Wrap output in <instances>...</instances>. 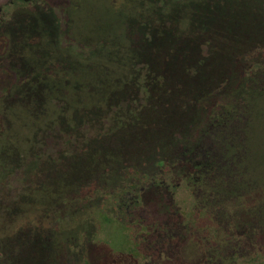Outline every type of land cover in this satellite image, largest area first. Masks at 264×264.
<instances>
[{
    "label": "rangeland",
    "instance_id": "rangeland-1",
    "mask_svg": "<svg viewBox=\"0 0 264 264\" xmlns=\"http://www.w3.org/2000/svg\"><path fill=\"white\" fill-rule=\"evenodd\" d=\"M123 1L0 0V264H264V96L218 132L221 153L204 146L214 117L232 116L218 112L235 98L242 41L222 38L220 48L214 34L199 36L192 58H181L172 47L184 5L169 3L163 17L175 26L154 38L127 14L131 42L119 21L134 6ZM257 11L264 28V5ZM205 39L220 68L198 64ZM258 48L259 39L247 50ZM122 57L146 75L135 66L134 80L123 75ZM255 60L243 75H264ZM189 66L197 72L187 75ZM151 75L159 85L149 87ZM132 113L142 126L118 129ZM228 143L235 167L201 163Z\"/></svg>",
    "mask_w": 264,
    "mask_h": 264
},
{
    "label": "trees",
    "instance_id": "trees-1",
    "mask_svg": "<svg viewBox=\"0 0 264 264\" xmlns=\"http://www.w3.org/2000/svg\"><path fill=\"white\" fill-rule=\"evenodd\" d=\"M127 1L131 2L134 8L133 10L128 11V12L124 11L125 15L121 18L122 21H119V22H120V25H122L123 30H125V34H124L125 39L131 40V42L135 40L138 41L137 34H135L137 29L134 31L133 29L128 30L129 25L127 23L128 20L126 19V16L129 17V15L127 14H129L130 12L133 13L132 16L134 20H137L136 27H138V30L140 29L142 31V34L144 35L143 38H154L155 33H159L157 32L158 30L163 29L164 27L172 28L173 25L175 26V24L173 25L171 24L170 19H166L163 17V14H165L168 11L169 3L172 5V8H173V5L174 6L184 5V13L181 18L183 22V29L180 32L181 37L175 38L178 41V44H174L172 47L173 53L176 52V55H179L181 58L186 57V60H188V58H192L191 56L194 51L193 48L196 45L194 44L195 43L194 41L199 36L201 37V36L210 34L209 37L213 38L212 34H214V38H215L214 40L217 41L218 45L220 44V48L223 47L222 38L224 42L226 40L236 39V38L242 41L241 42L243 44L242 48L247 53L245 55L246 61H242V63L239 64L240 70H239V73H237V75H242V76L238 82V86L235 87L234 91L232 90V93L234 94L235 98L234 100L230 101L227 105H222V107H220L219 112H218V114L221 113L220 111H224L225 114L230 112L232 113V116L225 115L222 117V115H217L216 117H214L216 128L213 130L218 129L217 134L212 135V132H211L210 136L211 135L212 136L209 138L210 140L209 142L211 143L210 145H206L203 143L204 146H207L209 148L211 147L213 148V146H215V150H218V152L221 153L220 148L222 147L220 146V143L222 139L220 137L221 134L218 132L224 128V125L226 122H232L233 115L235 116V118H238L242 110L243 111L250 110L249 112L255 110L256 108L254 106L256 104L257 99L261 98V96H264V93L259 92L261 89L264 88V75H243V72L247 68L246 63H248L247 61L250 55H254V60L256 59L255 60L256 62H261L264 60L263 58L264 57V28L260 26V23H258L260 16H259V13H257L258 6H261V4L264 5V0H260L257 3L254 0H250L251 7L249 6L248 0H232V1L231 0L229 1L220 0V2H223V5H221V7H219L218 9H215L216 11L215 10L213 11L210 5L211 0H160L157 2H155L154 0H125L123 2H127ZM243 1L244 3H240ZM144 4H148V5L144 6ZM252 4L256 7L255 9H253ZM236 5L240 6V9L238 10L239 12L236 9L232 10V8L235 7ZM241 9H243V11ZM251 9L257 12H253L251 14L250 13ZM150 10H154L160 15L154 18L147 19V20H139L140 16H144V14H146L147 11H150ZM217 11H220V12L218 13ZM150 13L149 15H152ZM256 26H258V29L254 28ZM238 35L240 36V38L238 37ZM132 36H135L136 38L132 39ZM110 38L113 42L114 40L116 41L115 38L111 36ZM258 39H259V44L261 48H258L256 51H252V49L248 51L247 48H251V46ZM182 40L183 42L179 46ZM134 46L135 45H132V47ZM114 47L111 49L112 52L110 54L112 59L115 58V60L112 62L113 64L115 62H118L116 59L118 55L115 50H117L118 49L117 47L119 46L115 45ZM199 47L201 50L202 58L200 61H198V64L200 65L202 64L203 66H208L211 63H213L210 66V68L212 67L211 70H215L221 67L223 61L220 58H217V56H219L217 55V51H215V53L211 55L208 53L210 52L209 39H205V42L204 41L201 42L199 44ZM220 52L221 51H219V54ZM170 53L172 52L170 51ZM163 56L168 62L169 55L164 54ZM122 62L127 67V70L125 71L123 75H128V77L129 76L132 77L133 76L132 74L138 75V72L142 75H146L144 73V65L141 64L138 67L137 62H135L134 58L131 60L130 59L128 60V58L125 59V57H122ZM205 62H209L210 64L209 63L206 64ZM215 64L217 65L215 66ZM133 66L137 67L138 72L133 71ZM185 70H186L185 73L187 75L188 73L192 75V74H195V72H197V67L189 66V67H186ZM108 75H118V74L115 71H111L108 73ZM142 75H140V77H142ZM123 78L126 79V77H123ZM134 78H135V75H134ZM134 78L132 77L133 80ZM144 79H145V82L149 81L150 83L149 87L152 83H155L158 85L160 83V76L153 77L151 75L148 77V79L146 78ZM127 81L129 82V80ZM137 84H138L139 90H141L142 86L140 87L139 83ZM146 87L148 88V85H146ZM216 94L217 93H211V94L209 93L207 94V97H209L210 95L215 96ZM214 103H215L214 105L218 104L217 102H214ZM213 109H214V106H213ZM125 120H127V122L118 124V127H119L118 129H124L128 125L140 124V126H142V121H141L142 117L135 116L133 115V113L132 115L126 117ZM114 132H116V130ZM229 144L230 143H228V145L225 147V151L223 152L225 154L223 156L214 158L210 155L209 158L204 157L203 160L202 158L199 157L201 163L205 162L206 166H207V163L209 164L211 163L210 165L212 166V162H214L213 166L216 167V165L219 166L220 165L219 163H223L226 160L227 167H235L236 164L234 163L231 165V162L229 161L230 160L229 149L231 148V144L230 145ZM198 145L199 144H197L196 146ZM197 160L198 158L196 157L194 159V162ZM232 162H234V160H232ZM156 163H157L158 168L160 167L164 168V166H166L163 159L161 158H159ZM201 163L197 166L198 169L196 171V176L198 180H200V183L202 182L200 175H202V168H203L201 166ZM207 170L209 171V169ZM233 172H234L233 176L237 177L235 182H240V183L241 181L244 182V179L241 180L240 178L239 171H233ZM120 179H122L121 174H120ZM37 228L38 226L37 224H35V228H33V231L34 229L35 231H37ZM155 230H159V232L157 233L159 234L158 238L163 236L164 232L163 230L159 228V225L157 226L156 224L154 227H152V232ZM252 231L254 233L256 231V228L254 227ZM262 231L263 229H260V232Z\"/></svg>",
    "mask_w": 264,
    "mask_h": 264
},
{
    "label": "flooded vegetation",
    "instance_id": "flooded-vegetation-1",
    "mask_svg": "<svg viewBox=\"0 0 264 264\" xmlns=\"http://www.w3.org/2000/svg\"><path fill=\"white\" fill-rule=\"evenodd\" d=\"M21 58H16L17 59V62L19 61L22 65H23V61H24V58H22V56H20ZM21 60V61H20ZM9 70H11V74L12 75H17V72L13 69H10L8 68ZM13 70V71H12ZM41 75V74H40Z\"/></svg>",
    "mask_w": 264,
    "mask_h": 264
}]
</instances>
